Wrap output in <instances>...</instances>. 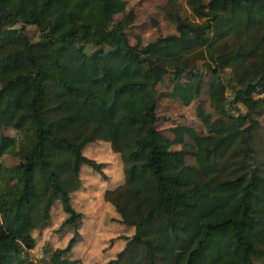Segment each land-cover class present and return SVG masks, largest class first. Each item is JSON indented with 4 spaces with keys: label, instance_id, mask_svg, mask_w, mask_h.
<instances>
[{
    "label": "trees",
    "instance_id": "obj_1",
    "mask_svg": "<svg viewBox=\"0 0 264 264\" xmlns=\"http://www.w3.org/2000/svg\"><path fill=\"white\" fill-rule=\"evenodd\" d=\"M191 12L197 20L178 17L176 33L137 47L113 22L110 0H0V124L20 130L21 147L32 141L11 206L0 187V264H34L22 252L36 245L33 230L47 225L56 200L63 224L79 227L84 213L71 192L82 167L107 175L105 162L83 153L96 140L121 157L123 181L104 197L117 222L133 227L104 264L264 260V152L252 115L264 113V95H253L264 91V0H197ZM198 60L225 76L228 114L242 104L249 123L218 137L194 166L160 142L154 71L192 74ZM80 236L46 264H81L68 256Z\"/></svg>",
    "mask_w": 264,
    "mask_h": 264
},
{
    "label": "rangeland",
    "instance_id": "obj_2",
    "mask_svg": "<svg viewBox=\"0 0 264 264\" xmlns=\"http://www.w3.org/2000/svg\"><path fill=\"white\" fill-rule=\"evenodd\" d=\"M196 1L110 0V13L113 22L125 24L129 41L140 47L158 36L176 33L178 17L197 20L191 12ZM198 21L200 26L205 24L204 20ZM27 30L36 35V27L28 26ZM222 66L226 73L230 72V62ZM154 72L157 76L159 139L163 146L176 150L184 163L201 166L207 148L218 137L249 123V113L242 104H236L228 114L230 88L226 78L209 69L202 60L196 62V73L168 68ZM253 95L261 96V93L254 92ZM252 115L259 121L254 144L257 155H261L264 152V113L255 111ZM19 139L20 130L0 124V187L7 207L20 194L19 181L23 174L20 163L32 145L30 141L21 147ZM107 151V157L100 156ZM83 153L105 162L103 169L107 175L95 172L86 164L87 167H82L85 179L71 192L72 205L84 213L79 227L63 224L68 214L56 200L51 206L47 225L33 230L36 245L22 252L34 264L48 263L51 250L63 247L75 230L81 236L68 256L79 258L81 264H104L124 246L125 234L133 232V227L117 222L118 212L104 197L107 187L123 181L121 157L112 153L108 143L102 140L90 142ZM253 264H264V260L255 259Z\"/></svg>",
    "mask_w": 264,
    "mask_h": 264
},
{
    "label": "built area",
    "instance_id": "obj_3",
    "mask_svg": "<svg viewBox=\"0 0 264 264\" xmlns=\"http://www.w3.org/2000/svg\"><path fill=\"white\" fill-rule=\"evenodd\" d=\"M259 93H261V96H263V95H264V91H261V92H259Z\"/></svg>",
    "mask_w": 264,
    "mask_h": 264
}]
</instances>
